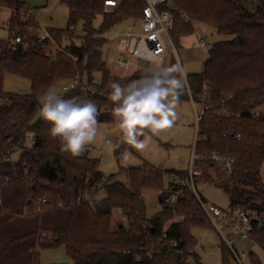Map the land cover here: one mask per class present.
Returning <instances> with one entry per match:
<instances>
[{
  "label": "trees",
  "instance_id": "16d2710c",
  "mask_svg": "<svg viewBox=\"0 0 264 264\" xmlns=\"http://www.w3.org/2000/svg\"><path fill=\"white\" fill-rule=\"evenodd\" d=\"M106 1L112 0H61L69 11L68 28L46 31L41 39L40 26L24 3L0 0V9L11 11L9 38L0 40V264H40V249L57 247L65 248L72 264H187L190 255L201 264L192 252L197 240L191 229L212 224L194 192L184 190L170 207L165 200L176 187L171 181L160 196L162 211L148 218L142 191H162V171L146 165L128 172V185L117 182L88 154L71 157L63 152L61 140L50 133V122L37 117L39 98L48 89L78 80L79 87L62 97L91 99L100 113L98 123H118L111 84L127 85L148 71L112 74L104 61L105 34L124 21H139L146 0H119L110 10ZM167 3L177 8L171 32L176 44L194 33L195 22L212 27L222 38L210 46L203 72L187 77L193 100L200 102L206 90L209 102L197 144L205 159L197 164L202 174L195 183L224 190L230 207L264 213V113L257 115L264 108V0ZM98 18L102 22L96 28ZM80 24L84 35L77 43ZM17 38L22 42L16 43ZM7 75L29 80L33 93H6ZM190 99L186 93L179 101ZM213 152L236 158L232 177L220 180L219 168L208 160ZM174 173L186 177L188 171ZM102 190L105 198L98 200ZM120 210L122 219L115 218ZM253 239L264 251V224L255 227ZM174 243L182 257L173 251ZM228 255L235 258L223 243V264H229ZM253 263L258 264L255 258Z\"/></svg>",
  "mask_w": 264,
  "mask_h": 264
},
{
  "label": "rangeland",
  "instance_id": "374dc122",
  "mask_svg": "<svg viewBox=\"0 0 264 264\" xmlns=\"http://www.w3.org/2000/svg\"><path fill=\"white\" fill-rule=\"evenodd\" d=\"M29 9L30 17L35 18L42 31L65 30L68 28L69 11L61 0H19ZM118 2L119 0H113ZM256 7L252 6L251 10ZM11 11L0 9V40L9 38V19ZM102 18H98L95 27L101 25ZM140 23L137 20L124 21L105 34L107 43L104 47V61L112 74L127 76L137 70L148 71L156 65L149 62H141L138 69L130 71H121L114 65V57L118 52L124 51L125 33L139 32ZM194 33L180 39L179 45L175 43L177 53L173 50L170 43L167 42V55L162 66H172L180 63L184 68L187 77L198 75L203 72L204 62L208 59V50L214 42L222 40L215 29L202 23L195 22ZM83 28L80 24L76 27V42L79 43L83 36ZM200 39L206 41V46L202 49ZM99 76L96 77L98 81ZM64 83L53 85L42 95L40 105L42 107L46 94L49 92L60 93ZM4 91L10 94L30 95L33 93L31 82L27 79L7 75L4 79ZM190 96V95H189ZM202 105L192 100L179 101L176 111L179 119L170 129H165L159 135L152 136V142L144 151H137L124 140L123 133L120 131L118 123H98V133L96 143L88 146L89 158L99 161V169L108 177L113 176L117 182L128 185V172L134 168H141L146 165L151 166L163 172L162 191L158 189H146L142 191V198L148 218H153L162 211V205L159 202L163 191L168 189L171 182V176L174 172H186L190 169L191 157L193 155L195 139L198 132L196 113H200ZM41 116L39 110L38 116ZM147 131V130H146ZM151 135V133H148ZM143 139V136L140 137ZM20 152L16 153L14 160L17 161ZM172 173V174H171ZM264 181V170L262 173ZM196 189L199 196L217 207L228 210L230 208V197L221 188L214 184L196 180ZM105 191L102 190L97 195V199L105 198ZM115 218H121L118 211L114 212ZM126 224V222L124 221ZM192 236L197 240L194 251L200 258L201 264H223L222 248L223 240L213 227H193ZM249 242L236 244L239 253L246 251L247 257L244 264H254L253 259L258 264H264V251L255 244L249 245ZM251 252L254 254L251 256ZM229 264H238L235 258L228 255ZM68 263L72 260L68 256L65 248L40 249V264ZM187 264H197L194 256L190 255Z\"/></svg>",
  "mask_w": 264,
  "mask_h": 264
},
{
  "label": "clouds",
  "instance_id": "9594fccd",
  "mask_svg": "<svg viewBox=\"0 0 264 264\" xmlns=\"http://www.w3.org/2000/svg\"><path fill=\"white\" fill-rule=\"evenodd\" d=\"M151 62L156 66L140 79L127 85L115 81L111 84L113 116L125 142L137 151L146 150L153 135L174 125L179 119L176 109L180 97L190 93L187 74L180 63L165 67L158 61ZM40 112L51 124V135L61 140L62 151L71 157L82 156L89 145L96 143L100 113L93 100L80 96L65 99L49 92Z\"/></svg>",
  "mask_w": 264,
  "mask_h": 264
},
{
  "label": "built area",
  "instance_id": "2783aa9c",
  "mask_svg": "<svg viewBox=\"0 0 264 264\" xmlns=\"http://www.w3.org/2000/svg\"><path fill=\"white\" fill-rule=\"evenodd\" d=\"M167 2L168 0H146L142 18L139 20V32L125 33L123 35L124 51L118 52L114 57V65L119 70H136L141 62L154 64L151 62L153 60L158 61L161 65L167 55V42L170 43L175 53H177V48L171 35L175 24L172 11L177 10V8L174 5H167ZM118 3L119 1L112 0L106 1L105 5L107 10H110L116 8ZM164 5L168 6V8L164 9ZM40 36L41 39L47 37L46 31H42ZM15 41L16 43L22 42L21 38H17ZM199 41L203 49L206 46V41L204 39H200ZM79 85L78 80L71 81L65 84L61 92L57 94L62 96L64 93L75 90ZM189 95L193 105H196L197 102L193 100L191 92ZM198 103L202 105V108L200 113H196L198 132L191 157L190 169L186 177H180L175 174L171 176V181L176 187L173 188L165 201L168 206L174 207L178 203V199L184 190L190 189L194 192L202 210L208 217L212 227L220 235L223 243L230 249L237 263L244 264L247 253L246 251L239 253L235 245L243 242H249V245L256 244L253 239V233L256 226H262L264 224V213L256 210H247L243 207H230L228 210H223L214 204L207 203L199 196L196 189L195 177H199L202 172L197 167V164L205 158L197 152V144L199 141L200 122L209 103L206 90L204 91L202 100ZM0 104H2L1 100ZM257 111V115H260V113H264V108H259ZM208 160L219 168L222 174L220 180L230 178L235 173L236 158L232 154L213 152L208 155ZM102 186L103 184L101 183L97 188H101ZM78 205H81L80 198L78 199ZM41 210L42 207L39 205L37 211L41 212ZM118 212L120 215L122 214L121 210ZM172 246L173 251L182 257L183 252L178 248V244L174 243Z\"/></svg>",
  "mask_w": 264,
  "mask_h": 264
},
{
  "label": "water",
  "instance_id": "95a60500",
  "mask_svg": "<svg viewBox=\"0 0 264 264\" xmlns=\"http://www.w3.org/2000/svg\"><path fill=\"white\" fill-rule=\"evenodd\" d=\"M84 154L87 155L88 154V151H86ZM159 200L161 202V199H159ZM54 264H68V263H54Z\"/></svg>",
  "mask_w": 264,
  "mask_h": 264
}]
</instances>
